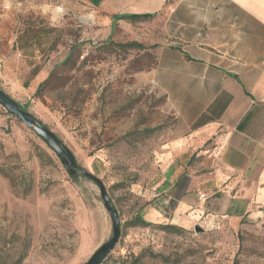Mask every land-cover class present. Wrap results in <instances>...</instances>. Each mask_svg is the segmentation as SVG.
<instances>
[{
    "label": "rangeland",
    "instance_id": "rangeland-1",
    "mask_svg": "<svg viewBox=\"0 0 264 264\" xmlns=\"http://www.w3.org/2000/svg\"><path fill=\"white\" fill-rule=\"evenodd\" d=\"M98 17L85 0H0V89L104 182L119 212L121 237L103 264H264V217L235 213L220 196L202 202L203 191L188 195L190 150L149 79L154 56L104 37L110 28ZM184 197L194 207L179 223ZM138 214L153 225L131 224ZM168 224L177 230L161 227ZM112 235L98 186L71 178L0 105V264L21 255V264H84Z\"/></svg>",
    "mask_w": 264,
    "mask_h": 264
},
{
    "label": "crops",
    "instance_id": "crops-1",
    "mask_svg": "<svg viewBox=\"0 0 264 264\" xmlns=\"http://www.w3.org/2000/svg\"><path fill=\"white\" fill-rule=\"evenodd\" d=\"M85 1L110 28L104 37L138 42L154 56L149 79L190 150L184 180L196 183L188 195L203 191L227 198L235 213L264 217V0ZM132 14L153 17L115 21ZM195 157L196 170H186ZM193 207L182 198L175 220ZM150 216L161 213L152 208Z\"/></svg>",
    "mask_w": 264,
    "mask_h": 264
},
{
    "label": "water",
    "instance_id": "water-1",
    "mask_svg": "<svg viewBox=\"0 0 264 264\" xmlns=\"http://www.w3.org/2000/svg\"><path fill=\"white\" fill-rule=\"evenodd\" d=\"M0 105L9 115L15 117L21 123L33 130L45 142V144L58 157L71 178L78 179L80 177H85L98 186L104 207L112 221L113 235L108 241L103 243L84 264H103L118 244L122 233L119 212L114 207L104 182L100 178L82 169L78 165L77 159L72 150L66 145V143H64L47 125L41 122L40 119L32 113L24 111L19 102L2 89H0ZM200 230V228H197V231Z\"/></svg>",
    "mask_w": 264,
    "mask_h": 264
},
{
    "label": "trees",
    "instance_id": "trees-1",
    "mask_svg": "<svg viewBox=\"0 0 264 264\" xmlns=\"http://www.w3.org/2000/svg\"><path fill=\"white\" fill-rule=\"evenodd\" d=\"M153 17L152 14H144V15H136V14H132V15H120V16H116L115 17V21L117 20H120V19H128L130 21H133V22H136V21H141V20H148L149 18ZM117 46L123 48V49H131V48H138V49H141V50H148L149 48L141 45L140 43L138 42H128V43H116ZM49 83V79L44 81L37 92H39L41 90V88H43V86L47 85ZM21 108L24 110V111H27V108L22 106L20 104ZM41 121V120H40ZM42 122V121H41ZM46 125V124H45ZM115 207V206H114ZM131 224L133 225H140V226H145V227H148V226H151L153 225L152 223L146 221L141 215H137V217L131 221ZM161 227L163 229H170V230H177V227L174 226V225H161ZM25 255H21L19 257V259L11 264H21L23 259H24Z\"/></svg>",
    "mask_w": 264,
    "mask_h": 264
},
{
    "label": "built area",
    "instance_id": "built-area-1",
    "mask_svg": "<svg viewBox=\"0 0 264 264\" xmlns=\"http://www.w3.org/2000/svg\"><path fill=\"white\" fill-rule=\"evenodd\" d=\"M207 199L206 195L204 193L200 194V201L205 202Z\"/></svg>",
    "mask_w": 264,
    "mask_h": 264
}]
</instances>
